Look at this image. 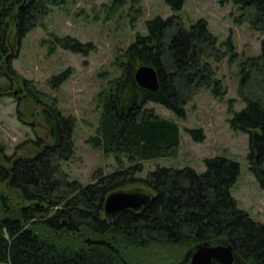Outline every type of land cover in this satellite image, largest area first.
Segmentation results:
<instances>
[{
	"label": "trees",
	"instance_id": "1",
	"mask_svg": "<svg viewBox=\"0 0 264 264\" xmlns=\"http://www.w3.org/2000/svg\"><path fill=\"white\" fill-rule=\"evenodd\" d=\"M67 1L0 0V75L12 83L0 86V95L19 92L18 107L23 102L24 108L18 117L35 125L26 119L35 116L28 110L27 101H32L48 133L29 139L32 147L24 154L18 150L27 143L19 144L11 155L0 144V264H141V256L152 247L189 248L220 237L228 238L247 264H264V222L239 207L231 191L240 175L237 160L216 154L205 158L201 172L190 165H158L146 177L138 175L146 159L177 156L182 141L178 123L159 115L147 106L149 102L184 117L187 103L202 87L221 95L226 92L209 61L223 60L226 52L202 18L189 26L176 12L147 20L148 32L137 34L117 59L120 75L108 79L97 94L100 122L90 140L106 153L117 154L121 166L99 172L89 184L69 179L62 162L74 153L77 120L59 108L57 98L38 91L29 78L17 76L12 65L25 35ZM132 2L133 8L138 0ZM167 2L176 11L186 0ZM222 3L237 6L238 23H249L264 33V0ZM131 13L132 20L142 15L136 9ZM54 40L76 52L92 49L91 43L72 36ZM261 43V52L240 64L246 105L234 112L230 124L249 134L250 169L264 188V38ZM142 64L158 71V89L137 83L136 69ZM72 71L54 74L50 87H61ZM15 83L21 89L17 93L11 90ZM190 133L204 140L202 129L192 128ZM136 183L149 191L148 203L137 210L114 211L109 217L104 212L107 195Z\"/></svg>",
	"mask_w": 264,
	"mask_h": 264
},
{
	"label": "rangeland",
	"instance_id": "2",
	"mask_svg": "<svg viewBox=\"0 0 264 264\" xmlns=\"http://www.w3.org/2000/svg\"><path fill=\"white\" fill-rule=\"evenodd\" d=\"M117 2L68 0L65 5L55 7L43 22L25 35L22 44L18 48L16 46L17 54L12 59L17 76L29 78L38 91L57 98L59 108L77 120L74 153L62 162L69 179L89 184L99 172H112L121 166L117 154L106 153L103 147L91 143L90 139L97 134L101 114L97 94L108 79L120 75L117 59L137 38V34L148 32L147 20L176 12L188 26L199 18L204 19L209 30L217 35L226 57L220 61L212 57L209 61L221 81V89L226 92L221 95L210 87H202L187 103L184 117H178L165 105L149 102L147 106L154 108L159 115L178 123L182 141L177 156L146 159L145 167L138 175L146 177L147 172L158 165L177 168L190 165L201 172L206 168V157L216 154L229 156L240 164V175L231 190L238 206L247 210L256 220L264 222V188L250 169L248 160L250 136L235 130L230 124L234 112L246 105L240 89V64L261 52L264 33L252 28L249 23H238L235 20L239 12L237 6L222 3V0H186L184 6L176 11L172 10L167 0H138L133 8L132 0ZM135 9L141 11L142 15L132 20L130 10L134 13ZM65 35L81 43H91V51L76 52L54 43L55 37ZM230 43L233 49H230ZM68 68L73 69L72 75L61 87H50V77ZM10 83L7 77L0 75V86ZM19 86L15 83L11 90L17 93L21 90ZM17 94L9 92L0 95V144L10 155L21 143L27 145L18 150L19 154L30 150L32 146L28 143L29 139L48 137L43 118L37 115L32 101H27L30 105L28 110L35 116L32 118L28 115L26 119L34 121L35 125L25 121V117H18L24 103L21 102L18 107L20 98ZM192 128L202 129L204 140L195 139L190 133ZM121 158L127 165V157L123 155ZM137 185L141 184L122 188ZM152 248L141 256V264H174L184 257L188 249L180 246Z\"/></svg>",
	"mask_w": 264,
	"mask_h": 264
},
{
	"label": "water",
	"instance_id": "3",
	"mask_svg": "<svg viewBox=\"0 0 264 264\" xmlns=\"http://www.w3.org/2000/svg\"><path fill=\"white\" fill-rule=\"evenodd\" d=\"M135 77L140 86L150 90L158 89L160 86L158 71L150 65L142 64L136 69ZM149 196V191L137 186L113 190L105 199L104 212L111 217L114 211L126 207L140 209L148 203ZM183 256L174 264H247L226 237L198 242L189 247Z\"/></svg>",
	"mask_w": 264,
	"mask_h": 264
}]
</instances>
